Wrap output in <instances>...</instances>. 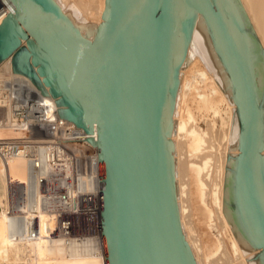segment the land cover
Returning <instances> with one entry per match:
<instances>
[{
	"label": "water",
	"instance_id": "1",
	"mask_svg": "<svg viewBox=\"0 0 264 264\" xmlns=\"http://www.w3.org/2000/svg\"><path fill=\"white\" fill-rule=\"evenodd\" d=\"M0 58L27 38L59 116L98 146L101 237L107 264H195L184 237L171 159L170 94L199 11L228 65L239 106L238 198L264 255L260 121L244 57L221 0H106L93 41L49 0H3Z\"/></svg>",
	"mask_w": 264,
	"mask_h": 264
},
{
	"label": "bare ground",
	"instance_id": "2",
	"mask_svg": "<svg viewBox=\"0 0 264 264\" xmlns=\"http://www.w3.org/2000/svg\"><path fill=\"white\" fill-rule=\"evenodd\" d=\"M49 1L54 7L62 10L64 20L68 25H73L76 30L80 31L83 37L88 40L93 38L94 40L98 36L100 24L104 18L106 0H97L98 17L92 14L90 18L80 14L76 0ZM221 2L223 8H225L233 39L244 57L245 64H247L250 82L253 87L254 101L257 104L260 121V178H262L264 189V119L258 102L264 88V55L261 48V46L264 47V0H221ZM249 23L253 26L258 40L251 29L248 28ZM189 28V37L182 59L184 56L192 59L191 67L186 73L188 76L193 73L196 80H193L194 77L188 79L187 76V79L182 83L183 87L178 94V99L183 106L178 100L177 103L180 106L175 114L178 117L176 122L178 124L175 129L177 132H182L186 127V123L179 113L182 107H184L187 117H192V108L186 104L188 95L191 93L198 111L205 114L211 112L212 120L208 122L206 130L201 132L191 128L189 134H187L188 148L191 152L197 153L194 155L196 159H202L201 164L195 162L189 164L187 180H189L188 195L193 199L194 209L199 213L200 221L205 230V238L200 239L198 242L193 238L191 240L189 235H187L188 237L185 236L189 238V244L191 249L194 250L197 264H229L230 261V264H235V260L236 264H264L262 250L240 210L236 171L241 122L229 68L213 31L208 26L204 16L195 9H191L189 14ZM1 63L3 65L0 66V71L3 68L14 70L10 55H6ZM40 75L42 74L40 73ZM28 79L42 91L48 100L50 98L54 100L58 111L62 109L52 93L33 82L30 77ZM197 82L200 86L197 85ZM67 108L69 107L66 106ZM216 117H219L221 128L219 133H221L222 141L225 143L224 150L230 151L231 156L226 161L224 160L228 169L222 171V179H219L220 176L215 178L214 175L207 187L209 171L205 170L209 166V152L215 144L212 140L219 134L214 133L213 137L209 127L213 128L215 126ZM173 121L170 118V137L173 135V125L175 123ZM218 141H221V139L219 138ZM218 143L220 144V142ZM205 148L207 149L204 152H209L201 158L198 154L203 152ZM219 155L217 154L218 161ZM7 165L6 168L0 165V198L5 194L4 175H8L11 181L17 183L27 179V165L22 157L10 159ZM172 173L174 176V171ZM178 212L180 218H182L181 228H186L190 233L191 227L186 224L183 205L178 208ZM40 222L41 236L39 239L24 241V224L21 218L8 217L4 210L0 213V264H92L94 262V259L87 256L90 254V242L83 245L75 243L68 248L62 246L59 242L52 243L45 237L49 223L44 217H41ZM7 232L11 236H8ZM9 241L17 243L16 248L12 250L15 252L9 250ZM88 245L89 247L85 248L87 250L85 254L87 255L82 254L80 252L82 251L81 246Z\"/></svg>",
	"mask_w": 264,
	"mask_h": 264
},
{
	"label": "built area",
	"instance_id": "3",
	"mask_svg": "<svg viewBox=\"0 0 264 264\" xmlns=\"http://www.w3.org/2000/svg\"><path fill=\"white\" fill-rule=\"evenodd\" d=\"M9 8L0 0V21ZM87 132L59 116L53 99H47L18 70L0 71V165L22 157L27 179L13 182L4 175L5 194L0 201L11 218H21L24 241L39 239L40 219L49 223L45 237L62 246L83 245L92 264H107L101 237V201L98 146L86 140Z\"/></svg>",
	"mask_w": 264,
	"mask_h": 264
},
{
	"label": "rangeland",
	"instance_id": "4",
	"mask_svg": "<svg viewBox=\"0 0 264 264\" xmlns=\"http://www.w3.org/2000/svg\"><path fill=\"white\" fill-rule=\"evenodd\" d=\"M76 3L79 6L78 11H80L81 15L85 16L86 18L87 17L90 18L92 14H95L98 17V11H97V8H98L97 3L98 2H97V0H76ZM55 9L58 12H60L61 16H63V12L60 8L58 9L55 7ZM97 17H96V19H97ZM250 26H251V23H249L248 28L251 29V32H253V34L256 37V32L253 29V26H251V27ZM70 27L73 28L74 30H76L73 25L72 26L70 25ZM76 31L83 37V35L81 34L80 31H78V30H76ZM15 33L19 39V43L15 46V48H13L11 50V52L9 54H7V55H10V57L12 58L14 70H18V71L26 74V76L30 77L33 80V82H35L39 86L45 88L46 91L51 93L50 87L46 86L44 84V81H43V78H45L47 75L46 74L40 75V72L37 69L41 65V63L37 62L34 65V63L32 62L35 55H34L33 51L29 48V45L27 44V39L26 38L24 39V37H21V35L18 32H15ZM83 38H85V37H83ZM86 40H88V39H86ZM257 40H258V38H257ZM88 41H93V38H92V40H88ZM261 48H262V52L264 55V47L261 46ZM1 60H3V58H0V66L3 65V63H1ZM191 60L192 59L186 58L185 56L181 60L180 65H179L180 67H179L177 76L175 78L174 84H173L174 87H173L172 92L170 94V104H171L170 118H172L174 120L173 123L175 122L173 125L174 129L172 128L173 129V132H172L173 135H171V137H170V142H171V159H170V162L172 163L171 164L172 165V171H174L173 181L175 182V186H176V200L178 202V208L182 205L184 206L183 215L186 218V224L188 225V227H191L190 233L187 231L186 228H181V234L184 237V240L186 242V245L188 247L190 255L193 257L195 264H197L194 250L191 249V247H190L189 240H188L189 238H187L188 237L187 235H189L191 240L193 238V240H197L199 242L200 239L205 238V234H204L205 230H204L203 224L200 221L198 211L196 209H194V205H195L194 201L188 195L189 180H187V174H188L187 168L191 162L201 164L202 159H200V158L196 159L194 157V155H196L197 153L191 152L190 148H188V146H187L188 145L187 134H189V130L191 128H195L197 131H201V132H202V130L203 131L206 130L208 122H210V120H212V113L209 112V113L205 114L203 112H199L198 109L196 108V106L194 105L195 103L193 101V95L191 93L188 95V101L186 102V104H187V106L192 108V112H193L192 117L188 118L186 115V111L184 110V107H182V109H181V111H179V113L182 115V119L185 121L186 127H185V130L182 132H177V130L175 129V127L178 124V123H176L178 120V117L175 115L176 110L178 111V109H179V106H180L179 103L182 104V102L178 99L179 98L178 94L180 93V90L183 87L182 83L184 82L185 79H187L186 77L188 75H187L186 71L191 67V63H192ZM193 77L194 76L192 73L191 76H188V79L193 78ZM193 80L195 81L196 78L194 77ZM197 80L199 81L198 78H197ZM197 85H199L198 82H197ZM55 97L57 99L62 98L63 94L55 95ZM178 100H179V103H177ZM258 102H259V107L263 112V119H264V88H263L261 97H260ZM59 106L62 107V109H66V105H59ZM182 106H183V104H182ZM217 125H218V127H217ZM209 129H210L209 131L212 133L213 137L215 134H217L221 131L220 130L221 128H220L219 117H216L215 126L213 128L209 127ZM219 138L221 139V141H218ZM214 139L212 141L215 144L212 147V149L210 150L211 152L208 151L210 154L209 155V157H210L209 158V166L205 170V171H209L208 179H207L208 180L207 187L209 186L210 179L214 175H215V178L217 176L218 177L220 176L219 179L220 180L222 179V177H223V175L221 176L222 171L223 170L226 171V168L228 169V166H227L225 161L227 159H229L231 156L230 151H228L226 149L224 150V144L225 143H224V141H222L221 133L216 135ZM218 142H220V144ZM206 149L207 148H205L203 150V152L198 154V155H200L201 158L203 157V155L205 156L206 154H208V152L207 153L204 152ZM217 150H218V153H217ZM217 154L222 155L221 157L219 155V161L217 160ZM204 173H206V172H204ZM219 173H220V175H219ZM179 219L181 222L182 218H180V215H179ZM182 232H184V233H182ZM7 235L11 236V234L8 232H7ZM9 240H11V238H9ZM9 242H10L9 243V247H10L9 250H11V252H15L12 250H14L16 248L17 243L14 241H9ZM226 242H227V240H226ZM227 247H228V242H227ZM227 250H229V249H227ZM193 254H194V256H193ZM230 263H231V261H230ZM235 264H236V260H235Z\"/></svg>",
	"mask_w": 264,
	"mask_h": 264
}]
</instances>
